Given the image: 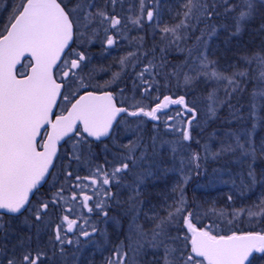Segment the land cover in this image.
I'll list each match as a JSON object with an SVG mask.
<instances>
[{
    "label": "snow or ice",
    "instance_id": "1",
    "mask_svg": "<svg viewBox=\"0 0 264 264\" xmlns=\"http://www.w3.org/2000/svg\"><path fill=\"white\" fill-rule=\"evenodd\" d=\"M107 3L112 5L111 12L107 7L98 6L96 0H17L11 4L6 19L0 22V233L7 238L12 231L8 227L11 219L24 217L23 223L35 226L39 244L40 232L52 225L48 243L53 249L58 247L64 255L65 245L74 243L67 233L78 229L80 236L88 238L98 231L94 225H90L91 232L85 230L77 218H70L72 208L65 210L64 205L79 198L81 208H87L88 213L96 209L119 227L120 219L109 217L107 210V201L114 199L110 186L114 183L120 186L122 177L131 174L134 179L128 186L133 195L124 202L127 204L124 215L129 217L127 243L121 241L105 264H139L137 257L149 249L154 253L150 264H251L249 258L254 252L264 254V230L221 234L213 225L198 227L193 222L194 214L186 211L183 188L179 189L180 196L169 206L166 216L143 214L152 222L150 228L145 229L139 217L145 182L155 177L153 168H160L157 157L165 146L171 152V170L183 175L184 184L191 178L186 169L196 175L207 173L204 165L211 159L224 161L225 166L213 169L209 183L231 182L242 195L257 185L264 186V167H258V161H264V137L257 139L256 135L264 126V49L240 56L243 68L235 62L229 63L227 67L233 69L230 74L221 70L217 59L209 56L213 37L220 28L228 30L227 25H218L216 19L231 15L229 40L238 37L245 24L255 18L257 0H184L182 10L177 13L181 17L179 23L160 29L164 46L160 48L159 62L153 48L152 59L136 73L143 85L142 98L154 87L159 90L157 77L164 79L166 84L175 80L177 87L182 81L186 90H191L198 81L223 84V98L218 95L219 87H213L204 97L206 115L214 119L219 109L227 105L230 118L224 123H235L236 127L224 130L220 136L214 132L210 140L215 139V148L210 142L201 144L198 139L194 140L191 134L193 127L200 126L195 99L189 104L185 95L175 99L171 95H164L162 99L157 96L155 105L148 107L133 98L125 107V100L121 98L118 105L111 86L127 67L135 69L140 63L138 53L143 37L137 39V51L119 59L120 71L112 73L111 79L103 84L93 83L88 49L97 41L100 32L104 33L100 42L106 48L118 43L113 33L121 35L122 18L115 14L117 0H107ZM259 3L264 6V0ZM218 4L224 6L223 13ZM153 18V10L145 11L144 0H139L137 14L123 19L142 29L144 21L152 22ZM201 23L204 27L189 47L188 37ZM168 48L186 53L185 59L170 63L165 56ZM169 67L171 71H167ZM24 68L29 71H23ZM251 81L256 83L248 93L247 105L231 103ZM133 83L136 86L135 81ZM123 92L120 89V97ZM170 105H181L183 111L170 115L165 111ZM126 117L137 120L128 122ZM162 117H166L163 120L165 128L178 133V138L164 140L154 134L146 143L145 121L140 118L154 122L153 131L157 132V122ZM177 117L187 119L169 123L177 121ZM121 131L127 137L125 143H120ZM105 140L119 149L113 154L110 171L97 165L88 176L77 174L73 177L72 171L62 165L57 167L64 159L69 161V167L72 161L92 163L94 145L100 144L105 152L110 151ZM193 142L198 150L192 149ZM66 146H70V152ZM169 170L163 169L165 173ZM224 172L228 174V181H223ZM58 174H63L68 182L70 198L64 195L63 185L58 187L54 183ZM70 177L77 183L73 185L68 180ZM50 182L53 183L48 192L42 191ZM93 185L99 187L92 188V195L87 194L86 190ZM103 186L109 188L103 189ZM53 188L56 191H52ZM102 189L105 199H97L89 206L88 202ZM116 203L121 202L117 200ZM57 207L61 213H69L62 214L59 223L52 220V211ZM254 207L260 211L241 209L233 218L244 214L264 216V201ZM6 214H10L9 220H4ZM212 215L224 216V213L213 210ZM181 217L186 233L178 230L173 235L170 229ZM31 240V236L19 239L12 247V255L5 256L6 264H45V253L25 247ZM75 243L79 245V239ZM17 246L22 249L19 255ZM6 252L7 246L0 245V255Z\"/></svg>",
    "mask_w": 264,
    "mask_h": 264
},
{
    "label": "rangeland",
    "instance_id": "2",
    "mask_svg": "<svg viewBox=\"0 0 264 264\" xmlns=\"http://www.w3.org/2000/svg\"><path fill=\"white\" fill-rule=\"evenodd\" d=\"M17 2V0H10L9 3V11L11 4ZM184 0H144L145 3V11L147 10H153L154 12V18L152 22L144 21V25L142 29H138L134 27L131 23L126 22V17L134 16L137 14L139 9V0H117V3L115 5V14L122 18V25H121V35L118 38L119 48L122 50L123 57L126 56L129 52H126V48L128 46V43L132 46L135 42V39L131 36V34H145L148 32V34H152V44L154 43V35L159 33V37H161L160 29L164 26H172L177 23H179L181 17L177 15L178 12L182 10ZM96 3L100 7H107L108 11H112V5L107 3V0H96ZM176 19L174 24L171 25L170 20ZM126 25V26H125ZM103 32H100L99 38L97 39L98 42H100L103 38L101 37ZM115 34V33H113ZM129 34V35H127ZM191 35V34H190ZM189 35V36H190ZM255 37V40H257L258 47L264 48V30H261L258 34H252ZM123 37V38H122ZM213 38H216L213 37ZM159 39V42L161 45L163 44L161 39ZM144 40V38H143ZM128 42V43H126ZM145 42V41H144ZM144 42L142 45L144 46ZM216 39H212L210 45H209V56H211L214 53L219 52V57L221 58L218 60V58H215L219 61V65L221 70L227 71L230 69L227 67L229 63H233V56L234 53H238L239 50L242 49V46L240 43H236L233 46H230L229 44L225 45H218L215 44ZM180 51H177L176 54H180ZM214 59V58H212ZM127 69V68H126ZM125 69V70H126ZM124 70V71H125ZM169 71H171V68L169 67ZM111 76H106L105 81L110 80ZM102 82V81H101ZM255 82V81H254ZM176 83V81H175ZM174 83V84H175ZM256 83V82H255ZM115 84V83H114ZM112 84V85H114ZM201 85H203L204 88H207L205 93V96L208 91H210L213 87H219L220 91L218 95L223 98L224 97V91H223V84L216 85L215 83H205L203 81H200ZM168 85V84H167ZM161 84L159 87V90H157L155 87L152 89L153 95L152 99L154 104L156 103V97L159 96L160 98L163 96L161 94ZM168 88V86H166ZM247 89V86L245 90ZM180 93H188L191 94V100H189V104L192 103V101L196 100V107H197V120L200 121L199 127H193L191 130V134L195 139H198L201 144L207 142L212 143L213 148H215L216 142L215 139H211L212 134L215 132L217 136H220L224 130L229 129V127L224 130L212 128L211 124L218 118V114L220 111L225 108L228 110V106L225 105L224 107L220 108L216 118L209 119L206 115V101L204 100V97H201L199 93L194 92L193 88L191 90H186L183 82L181 81V84L177 89ZM202 93V95H203ZM241 95V94H237ZM137 94L133 95V97L129 100V103L133 102V98L135 101H140L143 105L144 101L136 97ZM183 109L177 108L173 109L169 112L170 115H175L177 112H182ZM264 114V113H263ZM166 119V117H162L160 123L158 124V131L154 132L153 128L148 130H145V123L143 125L144 128V136H145V142L147 143L148 137L158 134V136L164 140H174L178 138V133L169 131L165 128L163 124V120ZM180 119H187V117H177V121H169V123H176ZM136 121V120H134ZM134 121H128V122H134ZM196 124V121H193V125ZM135 125L133 124V127ZM236 127V126H235ZM233 127V128H235ZM257 139L260 137H264V126L260 127L257 130ZM120 143H125L127 140V137L123 135V131H121L120 136ZM192 149L198 150L196 143H192ZM68 151L70 152V146H68ZM119 151V149L116 147L113 151H104L105 158L96 163H87L84 161L77 162L72 161L71 165L69 167V163L67 166L62 164L64 168H67L68 170L73 172V177L75 175H80L81 177L88 176L91 171H95V166L100 165L103 166L106 170L110 171V163L113 161V154ZM158 162L160 163V168H153V171L155 173L154 178H149L144 185V194L141 197L143 200V204L141 206V216L139 217V222L144 225L145 229H148L152 226V222L145 218L143 215L144 213H147L148 217L153 216L154 214H158L159 216H166L167 212L169 210V206L174 205V203L178 200L180 196V188H183V193L187 201L186 205V211L193 210L194 218L193 222L201 227L207 226V225H213L217 228V230L226 229L229 231H237L241 230L243 228H249L251 226H258L260 223L264 221V216L256 215V216H248L247 214L244 215H238L235 218H233L234 213H238L241 209L247 210L252 209L253 211H260L259 208H255V205L260 204L262 201H264V186L257 185L255 188H253L251 191L245 190L244 194L242 195L240 190L233 187L231 182H221L220 180H217L214 183H209V180L213 174V169H220L223 168L224 161H214L209 159L207 163L204 165L207 168V173L201 172L200 175H196L194 172H192L190 169H186V172L188 175H190V179L188 180L187 184L183 183V175L177 171H172L173 168V162H172V156L171 152L169 151L168 147L165 146L160 153V156L157 157ZM69 162V161H68ZM61 167V166H60ZM58 167V168H60ZM258 167H264V161H258ZM167 168L170 169L168 172H164L163 169ZM136 171V170H134ZM223 181H228L229 177L226 172L222 173ZM64 179V183L63 182ZM134 179L133 175L129 174L122 177V182L120 186H117L115 183L110 186V191L114 195L113 200H108L107 203L110 205L113 203L114 205H117L116 201H120L121 203L117 205L116 212L120 213V216L112 215L109 213V217L115 216L120 219V226L117 227V225L111 220L103 217L101 214H99L96 209L93 210L92 213H87L84 208H81L79 206V198L75 202H69L67 204V208H72V213H61L60 209H58L57 216L53 215L52 211V220L55 223H59V217L62 214H69L70 218H77L79 221L80 226H82L85 230L91 232L90 225H94L98 231L93 234L91 237L85 238L83 236L79 235V231L74 230L73 232L67 233L68 238L72 239L74 241L71 245H65V253L64 255L60 254L59 248L53 249L48 241L51 236L52 232V225L49 226V228L45 231L40 232V239L39 244L36 240V228L35 226L29 227L28 224L23 223V219H21V227L23 228L24 232H22L21 238L25 236H31L32 240L29 241L25 247L30 246L32 250H39L46 254V260L45 264H105V261L110 258L113 249L121 242L127 241L125 240V236L127 234L128 224H129V217L124 215V210L127 208V204L124 203L128 200L129 196L133 195L131 192V189L128 185L131 184L132 180ZM57 180L55 183L59 187L60 185H63L65 189L69 190L68 182L65 183V177H63V174H58ZM71 180L72 184H76L77 182L74 180V178L68 179ZM61 181V184H58V182ZM53 183V182H52ZM94 186V185H93ZM51 187V184L49 185V188ZM99 187V185H98ZM109 186H103V189H108ZM92 189V187H91ZM103 189L97 194V196H103ZM79 192L78 189H74ZM71 192V190H70ZM70 195L67 196L70 198ZM92 195V193H91ZM229 197H231V200H229ZM105 198H103L104 200ZM97 200L94 198V200L89 201V206H92L94 201ZM216 210L217 212H223L224 216H216L212 215V211ZM118 213V214H119ZM126 217V218H125ZM182 217L180 218V221L177 222V224L173 225L170 229L173 235L177 234L178 229L185 228L184 226H180ZM87 220L88 223H85L84 221ZM107 221V222H106ZM228 221H231V223H228ZM20 222V221H19ZM17 230V229H14ZM246 230V229H243ZM231 234V232H230ZM15 238V237H14ZM79 239V245L75 243V241ZM18 240V239H17ZM17 240L13 243H10L8 245V239L4 238L3 233H0V245H6L7 246V252L4 255H0V264H6L5 256H11L12 255V247L13 245H17ZM36 244L35 246L33 244ZM18 247L16 248V253L18 250ZM20 248V247H19ZM79 249V250H78ZM22 250V249H21ZM131 256V253H129ZM154 253L152 250H147L143 256L137 257V260L139 261V264H150V262L153 259ZM251 264H264V258L262 256H257L253 260Z\"/></svg>",
    "mask_w": 264,
    "mask_h": 264
},
{
    "label": "flooded vegetation",
    "instance_id": "3",
    "mask_svg": "<svg viewBox=\"0 0 264 264\" xmlns=\"http://www.w3.org/2000/svg\"><path fill=\"white\" fill-rule=\"evenodd\" d=\"M9 3L10 0H4L3 3H0V22L4 21L8 15L9 12ZM115 35L117 41L120 35ZM129 35V34H127ZM104 34H102V38H103ZM131 36L135 39V42L133 43V45L131 46L130 43H128V46L126 48V52L129 51H137V39L140 37H143L144 40V46H140L139 47V55H140V63H138L135 67V69H133L132 67H127V69L122 73L121 78L115 82L114 85L111 86V91L114 92V94L117 95V102L119 105V101L121 98H123L125 100V104L124 106L127 107L130 103L129 100L133 97V95L137 94L136 97L141 98L144 101L145 106L151 107L154 106V102L152 99V95L153 92L151 91L150 94H148L147 96H143L142 98V94H143V85H140L139 80L136 77V73L139 72L144 64L147 62V60L152 59V34H131ZM119 44L120 42H118L115 46L111 47V48H106L101 42L96 41L95 43H93L91 45V47L88 49V52L91 54V63L89 65V69L93 70L94 73V80L93 83H100L103 84L105 82V77L106 76H111L112 73L114 72H118L121 70V66L119 64V59L121 57H123L122 55V50L119 48ZM143 53H148L147 56H144ZM23 71L27 72L29 71L27 68H24ZM102 81V82H101ZM135 81V85L134 86V82ZM120 89H123V97H120L119 93H120ZM163 97V96H162ZM161 97V99H162ZM127 121H134L137 120V118L135 117H126ZM143 119L145 121V130H150L153 128V123L152 121L148 120L147 118H140ZM158 124L160 122H157ZM105 143L108 144V147L110 149V151H113L116 149V147L113 146L112 142L109 140H105ZM68 147V146H66ZM94 147V151H95V156L93 158V162L92 164H96L100 161H102L105 156H104V150H103V146L100 144H96L93 146ZM109 154V152H108ZM67 166V164L69 163L67 159H64L61 161L60 164L57 165V167H60L62 164H64ZM64 177V176H63ZM70 179V178H68ZM58 181V180H56ZM55 181V182H56ZM54 182V183H55ZM67 181L65 180V183ZM52 182H50L49 184L44 185V188L42 189V191L44 192H48L49 189V185ZM64 183V179L63 182ZM58 184H61V181L58 182ZM92 188H98V185H94L92 186ZM52 191H56L55 188L52 189ZM87 194L91 195L92 193V189L89 188L86 190ZM69 194H71L70 190L66 189L64 195L67 197L69 196ZM95 199H99V200H103V198H105V196H95ZM117 205H114L113 203H111L108 207V212L112 215H116L117 216V212H116V208ZM65 210L67 209V205H64ZM58 209L59 207H57L55 210H53V215L57 216L56 214L58 213ZM84 210L87 211V208H84ZM98 212V210H96ZM64 213H67L66 211ZM99 213V212H98ZM25 215H28L27 213ZM4 220H9L10 219V215H4ZM24 217H18L15 219H11V223L8 225V227L12 228V230L14 229H18L20 231V235L18 237V240L21 239V235L22 232H24L23 228L21 227V219H23ZM20 221V222H19ZM22 230V232H21ZM8 239V238H7ZM10 239H8L9 241ZM18 240H17V244H18ZM11 243V241L9 242ZM36 244H34L35 246ZM21 252V248L18 247L17 250V255H19V253ZM4 261H6V259H3Z\"/></svg>",
    "mask_w": 264,
    "mask_h": 264
},
{
    "label": "trees",
    "instance_id": "4",
    "mask_svg": "<svg viewBox=\"0 0 264 264\" xmlns=\"http://www.w3.org/2000/svg\"><path fill=\"white\" fill-rule=\"evenodd\" d=\"M232 2H235V0H232ZM219 11L221 13H223V10H224V6L223 5H220L218 4L217 5ZM257 14L255 16V18L253 20H251L250 22H247L244 26V30L242 31V33L238 36V37H232L230 40H229V32L232 30L231 29V25H232V19H231V15H228V16H221L219 19H216V23L218 25L220 24H224V25H227L228 26V30L226 31L224 28H220L218 34L216 35V38H213V39H216V46L218 45H225L226 41L227 44H229L230 46H233L235 45L236 43H240L241 46H242V49L238 51V53H234V56H233V62L237 63L241 68L244 67V64L242 63V61H240L239 57L244 55V54H251L253 52H256L258 50H262L264 48H261V47H258L257 45V40H255V37L252 35V34H258L261 32V24H264V6H262L260 3H259V0H257ZM176 19H172L170 20L171 22V25L174 24L173 22H175ZM204 27V24L201 23L199 24V26L196 28L195 32L192 33L189 37H188V46L190 47L193 43H194V39H195V36H198L200 34V29H202ZM145 34H148L145 33ZM159 33L158 34H155L154 35V40L153 41L154 43L152 44V49L155 48V56L157 58V63L159 62V59H160V56H161V53H160V48L163 47L164 45L159 42ZM177 50H175V48H168L166 50V53H165V56H166V59L170 62V63H179L181 61H183L185 59V56H186V53H183L181 52L180 54H176ZM219 52L215 53V55H212L211 58H218V60H220L221 58L219 57ZM253 67H255V65H253ZM167 71H169V68L167 69ZM233 71L232 68L228 69L226 72L228 74H230L231 72ZM157 79L159 80V84H161V94L164 96L166 94H169L173 97H178L180 95H185V98L188 100H191V97L192 95L191 94H188V93H180L177 89V86H176V83H175V80H171L170 83H168V85L166 84L165 80L162 79L161 77H157ZM175 83V84H174ZM200 81H198L192 88L194 90V92L197 91V93L201 94L200 96L201 97H204L205 96V93H203L204 91H206L207 88H204L203 85L199 84ZM255 85V82L254 81H251V82H247V89L244 90V92L241 94V95H235L231 101V103L233 104H236L237 106H239L240 104H243V105H247L248 103V99H249V96H248V93L251 92L252 88L254 87ZM168 86V88L166 87ZM203 93V95H202ZM229 108L228 110H226L225 108H223L220 113L218 114V118L216 120H214V122H212L211 124V127L212 128H216V129H220V130H224L225 128L227 129L228 127L229 128H233L236 126L235 123L231 124V125H227L224 123L225 120L229 119ZM263 114V113H262ZM249 127H250V124H249ZM190 212L193 213V210H189ZM119 213V212H118ZM117 213V216H120L121 214ZM126 218V217H125ZM180 226H183L182 223L180 224ZM198 227H201L200 225H198ZM12 229V228H11ZM243 229H246V230H243ZM241 230H237L236 232L237 233H242V232H248V231H261V230H264V221L262 223H260L258 226H251L249 228H243ZM178 230H181L183 231L184 233H186V229L185 228H182V229H178ZM221 232V234H230V232L232 231H229V230H226V229H221V230H218ZM22 232V230H21ZM20 235V231L17 229V230H12L10 232H8L7 234V238L10 239L8 241V245H10V241L11 243H13L14 241H16L18 239ZM15 237V238H14ZM35 244V243H34ZM33 244V245H34Z\"/></svg>",
    "mask_w": 264,
    "mask_h": 264
},
{
    "label": "water",
    "instance_id": "5",
    "mask_svg": "<svg viewBox=\"0 0 264 264\" xmlns=\"http://www.w3.org/2000/svg\"><path fill=\"white\" fill-rule=\"evenodd\" d=\"M18 69H19V66H18ZM173 98H174V97H173ZM174 99H175V98H174ZM185 99H186V98H185ZM186 101H187V99H186ZM187 102H188V101H187ZM178 107H182V109H183V106H181V105H170L169 108L166 109L165 111L169 112L172 108H178ZM121 115H123V114H121ZM118 119H119V117H118ZM6 215H10V214H6ZM256 255H264V254L254 252L253 255L249 258L251 262L253 261V258H254Z\"/></svg>",
    "mask_w": 264,
    "mask_h": 264
}]
</instances>
